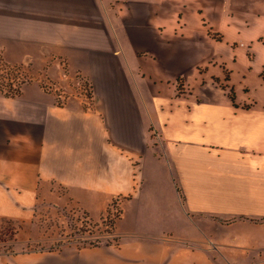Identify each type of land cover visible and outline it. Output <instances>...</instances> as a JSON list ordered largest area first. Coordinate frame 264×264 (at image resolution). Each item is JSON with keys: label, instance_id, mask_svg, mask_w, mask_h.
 <instances>
[{"label": "crops", "instance_id": "obj_1", "mask_svg": "<svg viewBox=\"0 0 264 264\" xmlns=\"http://www.w3.org/2000/svg\"><path fill=\"white\" fill-rule=\"evenodd\" d=\"M0 58L31 78L0 95V226L121 209L111 243L0 264H264V0H0ZM146 180L182 209H139Z\"/></svg>", "mask_w": 264, "mask_h": 264}, {"label": "rangeland", "instance_id": "obj_2", "mask_svg": "<svg viewBox=\"0 0 264 264\" xmlns=\"http://www.w3.org/2000/svg\"><path fill=\"white\" fill-rule=\"evenodd\" d=\"M21 51H16L10 48L9 51L5 53V60L8 64L18 63V56ZM77 57V56H76ZM26 59V58H24ZM4 65V64H3ZM5 68V69H4ZM0 77H7L11 84L17 85V74L21 73L23 78L20 79L25 83L29 82L30 75L23 70H17L15 68H10L4 66L0 67ZM63 75H66V80L72 79V71L62 70ZM61 74V75H62ZM75 79V78H74ZM81 86L76 85V90H80ZM84 97V96H83ZM164 169H158L159 175H164V172L168 174L166 161L163 163ZM161 177V176H160ZM159 179H163L162 177ZM154 183V187L160 192L159 197L153 200V197H149L148 188L150 189V184ZM163 189V180H157L155 182L144 181L142 185V193L138 200L139 209H160L162 206V201L165 200L169 204V207L174 209L176 204H178L179 209H182L181 199L178 198L176 190L168 197V193L165 192L164 197H161V192ZM166 191V190H165ZM69 203V201L67 200ZM120 200L115 199L111 205L112 209H109L104 215L101 213L100 209H96L93 212V220L89 216H86L84 212L80 209H42L38 208L39 211L35 218V233L31 237V241L28 244H19L16 241V225L11 223H4L0 226V255H10L15 252L23 251H33V252H46V251H57L64 249H76L84 245V243L90 242L96 245L106 244L108 242H113L115 239L113 237L114 225L121 216V209L119 207ZM60 204H65V202L57 201V198L50 199L49 203L41 206H61ZM175 204V206H174ZM73 205V204H70ZM56 207V208H57ZM128 209V208H127ZM100 217V218H99ZM188 230L194 226L193 230H197L194 223L187 225ZM197 226V225H196ZM203 232V231H202ZM201 231H196L201 236L203 235ZM206 232V231H205ZM210 240H212L210 238ZM214 244L215 243H211Z\"/></svg>", "mask_w": 264, "mask_h": 264}, {"label": "trees", "instance_id": "obj_3", "mask_svg": "<svg viewBox=\"0 0 264 264\" xmlns=\"http://www.w3.org/2000/svg\"><path fill=\"white\" fill-rule=\"evenodd\" d=\"M4 66L5 65H3L2 60L0 58V67L3 68ZM8 79L9 78H7V77H5V78L0 77V95L5 96V97H18V96H20V88L23 84L22 81L21 80L17 81L18 84L15 85V84H11ZM74 80L78 86H81L80 87V89L82 91L81 95H83L86 98V100L91 103L92 93H91V87H90L88 81L84 77L80 76L78 73H76ZM176 83H177L176 84V94L180 95L182 93V90L179 88L180 79H178L176 81ZM85 246H97V245L94 243L87 242V243H84L83 247H85ZM23 252H25V251H23Z\"/></svg>", "mask_w": 264, "mask_h": 264}, {"label": "built area", "instance_id": "obj_4", "mask_svg": "<svg viewBox=\"0 0 264 264\" xmlns=\"http://www.w3.org/2000/svg\"><path fill=\"white\" fill-rule=\"evenodd\" d=\"M23 78V75H21L20 73L17 74V81H19L20 79Z\"/></svg>", "mask_w": 264, "mask_h": 264}]
</instances>
